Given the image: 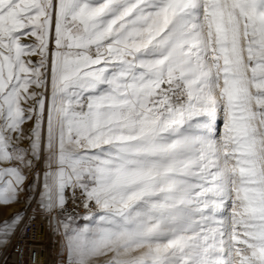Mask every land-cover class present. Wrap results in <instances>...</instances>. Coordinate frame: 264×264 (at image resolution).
<instances>
[{"label": "snow or ice", "instance_id": "snow-or-ice-1", "mask_svg": "<svg viewBox=\"0 0 264 264\" xmlns=\"http://www.w3.org/2000/svg\"><path fill=\"white\" fill-rule=\"evenodd\" d=\"M19 204L0 249L40 218L60 264H264V0H0Z\"/></svg>", "mask_w": 264, "mask_h": 264}, {"label": "built area", "instance_id": "built-area-1", "mask_svg": "<svg viewBox=\"0 0 264 264\" xmlns=\"http://www.w3.org/2000/svg\"><path fill=\"white\" fill-rule=\"evenodd\" d=\"M44 222L37 218L26 236H18L13 243L0 253V264H44L46 245L41 238ZM24 244L25 251L21 254L15 245ZM35 252L37 255H33Z\"/></svg>", "mask_w": 264, "mask_h": 264}, {"label": "rangeland", "instance_id": "rangeland-1", "mask_svg": "<svg viewBox=\"0 0 264 264\" xmlns=\"http://www.w3.org/2000/svg\"><path fill=\"white\" fill-rule=\"evenodd\" d=\"M15 206H16V208L12 212L9 211V208H0V220L9 217L12 213H14V212H16L18 210H21V209H24L25 211H30V209H27V206L24 205V204H19V205H15ZM47 244H49V246L51 247L55 258L58 261L57 264H60V257H59V254H58V245L56 243L55 237H53L51 235V237L49 238ZM3 250H4V248L0 249V253Z\"/></svg>", "mask_w": 264, "mask_h": 264}, {"label": "bare ground", "instance_id": "bare-ground-1", "mask_svg": "<svg viewBox=\"0 0 264 264\" xmlns=\"http://www.w3.org/2000/svg\"><path fill=\"white\" fill-rule=\"evenodd\" d=\"M15 208H16V206L10 207L9 211L12 212ZM50 237H51V234L47 231V228L44 225L43 231H42V234H41V238H42V240L44 241V243L46 245V250H45V253H44V257H45L44 264H57L58 261L55 258L51 247L49 246V244H47V242H48Z\"/></svg>", "mask_w": 264, "mask_h": 264}]
</instances>
